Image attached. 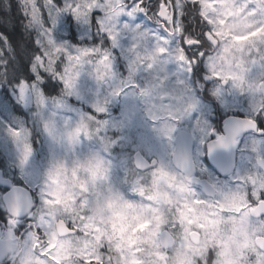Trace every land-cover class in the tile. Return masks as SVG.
I'll return each instance as SVG.
<instances>
[{
	"label": "rangeland",
	"instance_id": "rangeland-1",
	"mask_svg": "<svg viewBox=\"0 0 264 264\" xmlns=\"http://www.w3.org/2000/svg\"><path fill=\"white\" fill-rule=\"evenodd\" d=\"M251 2L227 0L212 14V21H226L223 31L238 47L249 44L250 50L245 49V56H251L247 64H251V72L255 74L260 68L258 62L264 56V29L260 27L264 25V13L252 15L247 9ZM21 3L27 10L28 0H21ZM206 9L207 0H202V10ZM31 23L27 21V24ZM232 25H240L244 31L238 32ZM54 36L57 40H71V33L64 27L58 26ZM87 36V32L78 29L77 41L73 43ZM237 36H246L247 39L236 40ZM127 39L126 35L122 36L121 42L113 46L114 62L119 59L127 63L126 44L123 43ZM239 41L244 43L239 44ZM169 64H174L180 72L184 68L166 57H157L152 69L145 70L141 76L146 80L144 89L166 88L172 81L171 76L165 78L164 73ZM45 81L51 91L49 97L43 93L48 100L46 107L36 108L34 100L21 101L12 87L7 92L0 88V162L5 175L20 179L30 190L36 191L38 207L33 218L44 235L43 239L37 238L28 231L22 244L24 250L14 264H73L90 256L97 259L99 256H94L96 250L105 245L107 264H177L176 258L180 264L185 263L188 256L176 257L175 253L183 248L181 245L169 257L161 250L159 232L170 223L171 228L175 227L174 233L183 237L186 231L182 228L179 232L181 221L196 223L204 232L211 231L214 223L201 215L184 220L181 214L173 216L169 222L167 205L171 199L165 147L172 124L165 118L158 120L156 113H152L151 120H145L142 110L131 106V93L124 96L119 83L107 91L115 92L122 102L125 101L124 106L120 103L118 113L114 111L117 104L111 109L113 115L124 110L125 118L122 120L117 116L115 120L97 122L87 113L92 111L93 103H102L104 96L95 97L98 88L93 81L82 78L81 90L73 93L67 101L63 84L62 91H59L47 83V79ZM146 104L151 106L155 102L151 100ZM9 126L21 128V144L29 143L30 134L33 154L20 171L15 168V149ZM33 132L34 139L38 138L35 142ZM135 150H140L148 158L158 159L153 170L137 172L133 168L131 155ZM20 158L23 159L22 154ZM172 196L175 202L172 205L178 204L179 190ZM58 218L73 222L79 235L57 237L54 222ZM4 223L0 222L5 230L14 227V224ZM201 260L205 263L206 257L202 256Z\"/></svg>",
	"mask_w": 264,
	"mask_h": 264
},
{
	"label": "flooded vegetation",
	"instance_id": "flooded-vegetation-1",
	"mask_svg": "<svg viewBox=\"0 0 264 264\" xmlns=\"http://www.w3.org/2000/svg\"><path fill=\"white\" fill-rule=\"evenodd\" d=\"M182 2L177 0L178 4ZM162 12L171 18L170 8ZM197 23L194 21L191 27L195 29ZM149 26L159 31L155 21ZM232 28L244 31L240 25ZM245 49L250 50L249 44L238 47L230 39L223 48L209 49L212 58L208 65L199 64L198 74L194 71L188 75L185 68L180 72L171 64L164 72L165 78L175 79L166 88L144 89L142 96H130L133 108L139 111L154 100L159 109L153 111L156 118H165L172 124L165 147L171 199L167 205L169 222L181 214L184 220L201 215L214 223L211 231L204 232L196 223L180 222L185 234L176 236L174 245L164 253L169 257L181 245L183 248L175 253L176 257L188 256L183 264H264V134L256 126V117L264 115V56L258 62V73L253 74L251 64H247L251 56L249 52L250 57L245 56ZM212 126L225 130L209 142ZM206 147L222 161L221 167L210 162ZM177 190L180 200L172 205V195ZM36 201L37 198L34 204ZM33 208L28 216H35ZM68 224L74 229L69 237H76L80 232L73 222ZM167 226L172 231V225ZM3 235L19 239L21 232L11 229L3 231ZM96 255L99 258L90 256L73 264H107L106 245L96 250ZM202 256L206 257L205 263ZM6 259L2 264L12 260ZM176 262L180 264L178 258Z\"/></svg>",
	"mask_w": 264,
	"mask_h": 264
},
{
	"label": "snow or ice",
	"instance_id": "snow-or-ice-1",
	"mask_svg": "<svg viewBox=\"0 0 264 264\" xmlns=\"http://www.w3.org/2000/svg\"><path fill=\"white\" fill-rule=\"evenodd\" d=\"M226 2L207 0L208 10H202V0H183L181 4L177 0H28L26 10L21 0H7L6 6L0 8V40L4 41V46L0 47V88L7 92L12 87L21 101L27 103L34 100L36 108L46 107L48 100L39 87L45 79L53 88L55 82L63 84L67 101L73 93L81 90L82 78L86 77L98 88L95 97L104 96L103 102L93 103L92 111L87 114L97 122L115 120L117 116L123 120L126 116L124 110L119 115H113L111 111L114 104L121 102L120 96L107 89H113L119 83L124 96L129 93L142 96L146 80L141 76L145 70L152 69L157 57H166L183 66L188 75L194 71L198 74L201 70L199 64L206 62L208 65L212 58L209 49L223 48L231 39H221L225 36L223 27L226 21H212V14ZM169 8L171 18L162 12V9L166 11ZM247 9L252 15L264 13V0H252ZM21 17L24 21L32 22L30 25L23 23L25 30L33 33L29 45L31 54L27 61L22 58L18 61L15 50L8 42V36L17 34ZM193 20L198 21L195 29L191 27ZM152 21L156 22L158 32L148 27ZM58 26L71 33V40L55 38L54 32ZM260 27L264 29V25ZM78 29L87 32L88 36L73 43L77 41ZM125 35L128 37L123 42L128 56L127 76L120 73L113 60V46L119 44ZM245 39L246 36L236 37V40ZM6 50L8 55L4 54ZM156 103L162 106L161 101ZM153 111L159 112L156 104L143 105L145 120L152 119ZM260 117L264 115L256 117V126L264 134V119ZM224 130L212 126L208 141L216 140ZM8 132L15 149V168L20 171L33 154L30 134L29 143L21 144V128L9 126ZM21 154L23 159L20 158ZM205 155L217 166H222V161L213 150L206 147ZM0 176L7 177L0 182V202L24 195L36 199L34 190L25 184L17 183L2 172ZM13 215L17 217L15 222ZM32 219L31 216H21L0 207V222H5L4 225L14 224L13 231L16 233Z\"/></svg>",
	"mask_w": 264,
	"mask_h": 264
},
{
	"label": "water",
	"instance_id": "water-1",
	"mask_svg": "<svg viewBox=\"0 0 264 264\" xmlns=\"http://www.w3.org/2000/svg\"><path fill=\"white\" fill-rule=\"evenodd\" d=\"M133 160L135 167L138 169H146L149 166H153L155 161L152 160L150 164L140 155L139 152L134 153ZM6 179H2L0 176V182H3ZM6 206L9 211L13 213H19L21 216L31 207V198L27 195L16 197L13 199H5ZM16 217L15 215H13ZM57 232L59 235H65L68 233L65 223L62 220H59L56 223ZM159 243L163 248H167L172 244V238L167 231H162L159 235ZM14 246L8 240H0V256H2L3 251L13 250Z\"/></svg>",
	"mask_w": 264,
	"mask_h": 264
},
{
	"label": "trees",
	"instance_id": "trees-1",
	"mask_svg": "<svg viewBox=\"0 0 264 264\" xmlns=\"http://www.w3.org/2000/svg\"><path fill=\"white\" fill-rule=\"evenodd\" d=\"M6 2L7 0H0V8L5 7ZM20 19H21L20 21L21 24H20L17 34L15 36H8V42L11 43L12 48L15 50V53L17 55V60L19 61L22 58L23 60L27 61L29 55L31 54L29 50V45L31 44L33 33L31 30H28V31L25 30L23 23H26V21L23 20V17H21ZM15 22L16 21L14 20V23ZM195 22H198V21H195ZM191 23H194V20ZM0 45L1 47L4 46V41H2ZM4 54L8 55L9 53L6 50ZM61 87L62 86L60 84L55 83L54 88H57L59 91H62Z\"/></svg>",
	"mask_w": 264,
	"mask_h": 264
}]
</instances>
